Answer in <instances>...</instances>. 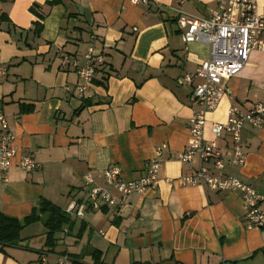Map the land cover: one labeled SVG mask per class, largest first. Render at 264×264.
I'll return each instance as SVG.
<instances>
[{"label":"crops","instance_id":"obj_1","mask_svg":"<svg viewBox=\"0 0 264 264\" xmlns=\"http://www.w3.org/2000/svg\"><path fill=\"white\" fill-rule=\"evenodd\" d=\"M216 1L0 0V66L7 68L0 114L17 149L13 166L0 168L2 214L23 222L43 201L64 212L87 198L86 174L103 185L102 171L117 165L124 179H138L156 148L162 152L155 189L131 194L121 207L66 215L52 245L42 216L0 250V264H62L64 255L72 264H264V227L248 226L239 192L181 182L191 169L177 156L190 140L189 121L199 108L193 91L201 82L187 85L183 76L209 57V47L184 43L176 10L208 17ZM256 5L264 17V0ZM89 47L104 63L81 92L76 68ZM62 53L72 64L62 66ZM224 87L203 133L221 150L224 166L214 168L212 158L203 164L264 195V124L243 126L242 165L232 162L230 135L211 131L232 106L248 111L264 96V51L252 50ZM24 154L40 166L23 171L17 164Z\"/></svg>","mask_w":264,"mask_h":264},{"label":"built area","instance_id":"obj_2","mask_svg":"<svg viewBox=\"0 0 264 264\" xmlns=\"http://www.w3.org/2000/svg\"><path fill=\"white\" fill-rule=\"evenodd\" d=\"M133 4H149L152 0H131ZM256 0H217L216 8L208 17H196L182 10H176V26L185 44L197 42L209 47V57L195 71L186 72L183 81L193 85L196 79L201 82L194 87L193 95L199 108L189 121L190 140L177 158L191 169L181 178L182 184L207 186L216 191L239 192L243 204V217L249 227H264V195L258 193L250 184L232 176H218L210 173L203 162L213 159V166L222 169L223 154L214 144L204 137L206 114L214 110L225 92L224 81L237 74L247 63L252 50L264 51V17L256 12ZM62 66L72 64L68 55L62 53ZM104 63V56L89 47L84 57V64L76 68L83 84L78 86L84 92L94 78L97 67ZM76 66V65H75ZM7 76V68L0 66V79ZM245 124L261 127L264 124V96L248 111L232 106L228 111L227 121L213 123L211 131L216 137L229 134L232 139L234 164L242 165L245 154L242 150L241 132ZM15 135L8 122L0 114V168L7 172L13 166L17 155L14 145ZM158 147L155 156L145 164L146 174L138 179L126 180L117 165H111L102 171L103 185L96 184L91 174L85 175L90 186L88 196L81 201H71L64 212L68 216L82 218L87 210L99 209L102 205L121 207L126 204L131 194H145L158 185V173L162 159ZM196 160L198 161L196 164ZM23 171L29 172L40 166L30 155L19 157L17 164ZM45 262V258H42ZM62 264H72L67 255L62 256Z\"/></svg>","mask_w":264,"mask_h":264},{"label":"trees","instance_id":"obj_3","mask_svg":"<svg viewBox=\"0 0 264 264\" xmlns=\"http://www.w3.org/2000/svg\"><path fill=\"white\" fill-rule=\"evenodd\" d=\"M42 216H45L44 225L48 230L46 243L52 245L55 243L54 233L58 232L67 221L66 214L59 207L48 201H43L38 209H34L29 216L24 218L23 222L0 212V250H3L5 246L18 242L22 227L38 221Z\"/></svg>","mask_w":264,"mask_h":264}]
</instances>
